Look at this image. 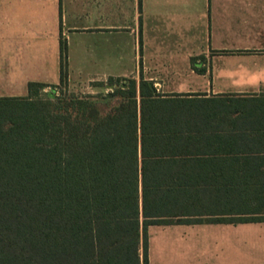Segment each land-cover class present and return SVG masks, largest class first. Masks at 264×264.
<instances>
[{
	"label": "trees",
	"instance_id": "16d2710c",
	"mask_svg": "<svg viewBox=\"0 0 264 264\" xmlns=\"http://www.w3.org/2000/svg\"><path fill=\"white\" fill-rule=\"evenodd\" d=\"M117 81L116 101L0 96V264H148L149 225L264 222V92ZM211 147L246 166H175Z\"/></svg>",
	"mask_w": 264,
	"mask_h": 264
},
{
	"label": "crops",
	"instance_id": "0c3cea01",
	"mask_svg": "<svg viewBox=\"0 0 264 264\" xmlns=\"http://www.w3.org/2000/svg\"><path fill=\"white\" fill-rule=\"evenodd\" d=\"M141 77L162 94L264 92V0H0V96H25L29 82L101 91ZM243 161L211 147L175 166H246ZM202 224L246 223L154 224L147 233L151 226ZM220 247L230 256L224 264H264L262 243ZM164 250L180 259L154 263L148 241V264H198L183 257L205 249L180 243Z\"/></svg>",
	"mask_w": 264,
	"mask_h": 264
},
{
	"label": "rangeland",
	"instance_id": "374dc122",
	"mask_svg": "<svg viewBox=\"0 0 264 264\" xmlns=\"http://www.w3.org/2000/svg\"><path fill=\"white\" fill-rule=\"evenodd\" d=\"M116 86L110 88L102 87L101 91L91 90V88H82L79 90L57 89V96H68L74 94L82 96L87 93L107 94L113 101L117 97L113 96ZM51 88L46 87L41 91L40 97L45 98L44 92L49 91ZM5 96H21L23 92H3ZM198 93H203L198 91ZM99 100L103 98L99 97ZM149 252L151 253L154 263H161L163 261L179 260L175 253L171 254L170 251L164 250L167 246L172 248L173 244H196L205 250L193 253V256L183 257V260H191L198 264H224L230 260L229 252L220 247L224 244H264V222H251L246 224L232 225H215V224H202V225H173V226H151L148 231ZM212 245V246H211ZM213 245H218L217 247ZM206 246V247H205ZM166 251V252H165ZM187 254L186 251L183 252ZM238 258V257H236ZM233 259V258H232ZM248 260H250L247 257Z\"/></svg>",
	"mask_w": 264,
	"mask_h": 264
}]
</instances>
